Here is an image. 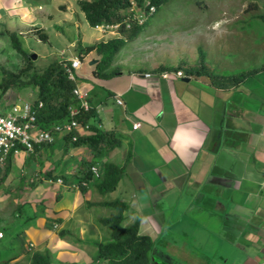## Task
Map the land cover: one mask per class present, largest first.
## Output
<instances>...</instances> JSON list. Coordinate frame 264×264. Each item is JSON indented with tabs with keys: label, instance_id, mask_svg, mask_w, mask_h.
<instances>
[{
	"label": "crops",
	"instance_id": "crops-1",
	"mask_svg": "<svg viewBox=\"0 0 264 264\" xmlns=\"http://www.w3.org/2000/svg\"><path fill=\"white\" fill-rule=\"evenodd\" d=\"M55 1L0 0V36L14 32L18 38L33 34L41 39L34 29L47 33L49 26H79L82 15L88 22L79 4L82 0H76L75 4L62 2L61 8L68 15L61 17L50 9ZM157 24L152 23L147 34L158 30ZM140 36L142 33L137 38ZM94 39L85 42L80 38L77 45L71 41V48H66V53L61 49L54 60L63 63L75 57L81 60L74 82L88 91L93 115L85 123L88 128L78 129V137L91 135L96 127L114 133L118 143L104 149V155H98L88 141L77 145L68 135L56 134L52 143L36 145L34 152L23 150L12 155V169L16 162L25 163L26 169L29 161L45 159L37 173L38 181L46 185L53 183L61 191L50 214L60 232L67 230L63 237L58 235L54 240L59 261L66 259L68 264L102 261L96 259V242L108 238L109 229L98 222L115 213L113 208L100 203L105 200L118 199L128 204L124 225L139 218V233L149 235L156 243L163 227L155 212L162 202H156L154 191L184 177L188 184L197 187V204L207 207L210 203V213L219 218L210 234L215 238L217 251L227 253L221 255V264H264V70L237 86L223 88L214 86L206 75L179 77L166 63H160L156 74L147 77L146 67H127L120 60L123 47L106 71L112 73L99 77L93 73L96 52L80 54V48L102 40L97 36ZM32 54L33 61L38 55L32 57ZM89 57L92 58L86 63ZM22 59H17L20 68L24 66ZM7 62V58L0 57V68H5ZM164 71L170 74L163 77ZM37 99V87L10 88L0 105L10 108L26 101L36 103ZM94 161L93 165L99 167L107 161L124 167V174L113 191L100 194L93 186L94 180L84 186L85 191L83 186L73 187L84 174L85 166ZM65 177L68 180L65 184L57 182ZM148 183L153 190L152 198L148 193L140 194L147 190ZM42 231L45 235L49 233L48 229L40 228L39 232ZM165 244V253L153 255V259L165 264H183V261L205 264L210 260L207 255L188 257L184 247L168 241Z\"/></svg>",
	"mask_w": 264,
	"mask_h": 264
},
{
	"label": "rangeland",
	"instance_id": "rangeland-1",
	"mask_svg": "<svg viewBox=\"0 0 264 264\" xmlns=\"http://www.w3.org/2000/svg\"><path fill=\"white\" fill-rule=\"evenodd\" d=\"M67 1L76 3V0H56L50 6L55 16L68 15L61 8L62 2ZM149 2L146 0L144 5H139L133 0L131 8L124 12L133 13L132 18L142 22L152 11L151 7L146 8ZM259 14H264V0H169L167 4L161 6L155 16L156 22L159 23L157 26L160 28L152 34L143 32L142 36L124 47L119 58L127 67L144 66L148 69L145 72L153 74L161 67L160 63H166L169 70L172 69L174 73L182 70L183 78H192L193 74L187 73L184 68L198 66L201 51L204 52V64L218 74L263 68L264 21L257 17ZM129 19L130 16L127 24H131ZM164 21L168 23L164 24ZM101 25L104 27L92 28L82 15L79 26L74 24L61 28L49 26L48 41L37 39L38 37L33 34L19 35V40L28 53L38 55L33 61L35 67L41 70L50 61L58 58L61 49L64 48L66 53V48H71V41L77 45L80 38L90 42L95 40V36L107 40L121 34L119 24ZM33 32L38 33L35 29ZM0 57L8 59L5 69L16 71L20 68L17 59L23 57L14 49L6 34L0 36ZM91 58L86 59V63ZM22 60L25 65L24 59ZM1 75L2 70L0 78ZM38 159L26 163V169L23 168L25 163L21 165L16 162L6 176H4L6 166L0 167V243H4L8 240L7 237L17 232L20 234L23 229L25 231L23 248L16 243L11 254L17 257H7L9 259L7 264H30V256L36 250H49L54 259L52 264L69 263L66 259L59 261L54 251L56 249L54 240L60 231L58 223L50 214L53 213V205L61 191L58 192L53 183L46 185L38 181L37 173L45 160L42 157ZM157 189L154 191L158 199L156 202L160 200L162 204L155 212L163 229L155 243L156 251L153 255L161 256L162 252L164 254L165 243L168 241L184 247L188 257L203 258V255H207L210 260L207 259L205 264L217 262L221 264L223 260L221 255L226 256L227 253L217 251L215 238L210 234L218 225L219 218L216 214L210 213V203L206 204L207 207L202 203L197 204V187L188 184L182 177ZM152 191L148 183L147 190L140 191V194L145 192L152 198ZM34 213H38V216L33 218ZM98 225L103 227L99 222ZM40 228L48 229V235L44 234L45 231L39 232ZM7 230L8 236L5 234ZM51 230L58 233L55 236L51 235ZM78 264L84 262L81 260ZM94 264L107 263L102 260ZM151 264L163 263L159 259H153Z\"/></svg>",
	"mask_w": 264,
	"mask_h": 264
},
{
	"label": "trees",
	"instance_id": "trees-1",
	"mask_svg": "<svg viewBox=\"0 0 264 264\" xmlns=\"http://www.w3.org/2000/svg\"><path fill=\"white\" fill-rule=\"evenodd\" d=\"M133 0H82L81 8L85 12L88 22L95 26L96 24H119V36L111 37L107 40L96 41L91 45L80 48V54L90 51H95L97 54L94 71L96 76H109L111 73L106 72L112 66L117 53L125 46V44L141 33L147 31L152 23H156V13L161 6L167 4L169 0H149L146 8L154 6V10L142 22H138L132 18L133 13L126 14L124 12L131 8ZM139 5H144L146 0H136ZM128 16L131 17L127 24ZM258 18L264 21V14L257 15ZM129 25V26H128ZM128 26V27H127ZM39 37L43 41L48 40V34L43 30H38ZM14 48L23 56L25 65L16 71L1 68L2 79L0 81V100L5 92L10 89H20L24 87H37L38 100L43 101V107L38 113V121L44 128H49L56 122H60L69 117L68 106L77 101L73 90L76 83L68 77L63 62L54 60L47 67L38 70L34 62L30 58V53L23 49L22 44L14 32H9ZM204 52L201 51L200 64L198 66L191 65L184 70L189 74L206 75L210 82L219 88L237 86L246 81L250 76L255 75L263 68H251L241 70L237 73L218 74L210 70L204 64ZM68 64L71 62L67 60ZM177 70V69H176ZM172 71V69L170 70ZM93 115V109H89L80 113L77 118L83 124L87 123ZM92 129V128H91ZM93 132V133H92ZM91 135L79 136L74 144H81L88 141L95 154L104 155V149L115 146L118 141L114 133L100 130L94 127L90 132ZM69 136V135H68ZM71 137V136H69ZM13 154L11 153L5 162V174L11 170ZM96 163L90 162L84 168L85 178L94 180L93 186L100 194H107L113 191L121 176L124 174V167L116 165L112 162H104L100 165V178L93 179V174L90 167ZM66 178V177H65ZM67 178L64 180L66 182ZM68 181V180H67ZM87 188L82 187V191ZM105 206L111 207L115 213L109 217L102 218L99 223L108 226V238L97 241L98 253L96 259L106 260L108 264H150L153 259V251L155 250V240L149 235L139 233V218H136L131 224L124 225V211L128 208V204L118 199L105 200L100 202ZM33 218L38 216V213L32 215ZM5 230V229H4ZM22 230V229H21ZM67 230H62L59 235L63 237ZM8 236V230L5 233ZM25 231L20 234L18 232L10 237H7L4 243H0V264H7L12 255L13 246L16 243L23 246ZM20 236V237H19ZM23 248V247H22ZM24 250V249H23ZM162 262V261H161ZM163 263V262H162ZM30 264H52V255L49 250L34 251L30 256ZM165 264V263H163Z\"/></svg>",
	"mask_w": 264,
	"mask_h": 264
},
{
	"label": "built area",
	"instance_id": "built-area-1",
	"mask_svg": "<svg viewBox=\"0 0 264 264\" xmlns=\"http://www.w3.org/2000/svg\"><path fill=\"white\" fill-rule=\"evenodd\" d=\"M151 8L153 11L154 6H151ZM101 26L104 27V25L96 24L94 28H100ZM63 64L68 77L76 81V70L81 66L80 58L75 57L69 64L68 62H64ZM169 74V71L161 73L163 77H167ZM175 74L180 77L183 76L182 70H177ZM144 75L150 77L153 73L145 72ZM73 92L77 97V103L69 105V117L54 123L49 128L42 127L38 121L39 110L43 107L42 100L37 103L26 101L22 104H13L10 105V108L0 105V167L4 166L11 153L17 155L23 150L34 152L36 145L52 143L55 140L56 134L69 135L72 141L78 139V129L88 128L89 125H84L78 120L77 116L91 109V105L88 100V91L83 90L77 85ZM117 101L122 103L121 98H117ZM90 171L93 174V178H98L101 175L98 165H92ZM89 180L91 179L85 178V174H82L81 179L76 184H73V187L80 188L81 186H86ZM57 182L65 184L62 178H58Z\"/></svg>",
	"mask_w": 264,
	"mask_h": 264
},
{
	"label": "water",
	"instance_id": "water-1",
	"mask_svg": "<svg viewBox=\"0 0 264 264\" xmlns=\"http://www.w3.org/2000/svg\"><path fill=\"white\" fill-rule=\"evenodd\" d=\"M35 55H36V54H32V57H36Z\"/></svg>",
	"mask_w": 264,
	"mask_h": 264
}]
</instances>
